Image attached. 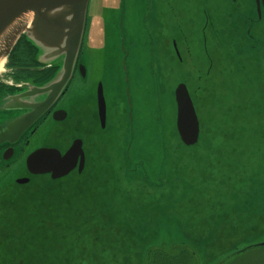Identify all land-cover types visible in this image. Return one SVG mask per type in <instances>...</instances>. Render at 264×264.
<instances>
[{
  "label": "rangeland",
  "instance_id": "374dc122",
  "mask_svg": "<svg viewBox=\"0 0 264 264\" xmlns=\"http://www.w3.org/2000/svg\"><path fill=\"white\" fill-rule=\"evenodd\" d=\"M105 1L94 0V4L104 11L109 6ZM129 2L134 11L147 7L145 0ZM242 10L251 13L246 0ZM92 15L96 17V10ZM132 16L134 20V14ZM227 18L225 30L234 33L237 15L233 5L228 7ZM94 28L96 24L88 15L85 42L88 38L91 43ZM189 46L194 48L196 55L202 53L199 39ZM179 49L183 51L181 43ZM227 54L226 49L222 51L218 65L213 67L202 86L207 93L219 95L223 105L232 107L226 89L237 73L234 75V64L227 60ZM204 64H208V61L205 60ZM194 65L196 61H190V69L195 76ZM98 66V55L93 54L89 58L88 70L96 71ZM254 71L247 66L243 72ZM76 90L74 87L69 92L64 103L75 99ZM133 101L134 133L143 130L144 117L150 120L151 134L159 137L161 129L156 121L157 115L160 114L164 121L167 118L169 122L165 140L159 139V142L151 143V148L142 149L141 137L136 135L138 147L134 149L135 143L132 144L131 152L140 154L148 168L150 176L147 179L131 182V179L123 177L125 182L118 183L110 176L112 172H99L102 165L93 167L97 159L93 151V165L89 164L82 173L73 171L57 180H52L49 175H36L29 184H11L12 187L5 182V199H20L17 207L26 211L24 202L48 203L53 199L47 196L46 190L58 192L63 197V205H58V209L52 213L56 215L53 222H41L42 219L37 217L25 218L17 212L16 223L10 232L20 231L21 240L17 246L29 250L24 251L23 257L26 260L35 256L40 260L47 258L48 261L43 260V264H264V245L257 246L264 240V191L256 190L248 194L246 185L243 187V182L237 180L238 175L233 173L244 162L251 167V164L254 165L251 161L263 160L264 141L261 151H249L245 143H253L256 140L254 135L259 134L264 125L250 128V124H245L236 129V133L226 123H216L211 127L210 136L214 137L211 138V146L208 151H202L195 149V146L202 148L207 144L200 142L194 146H184L178 141L174 120L170 113L167 117L164 104L159 112L155 103L148 109L140 107L135 99ZM223 109L228 111L220 105L217 116H221ZM128 110V107L122 108L123 129L128 126ZM227 115L229 124H232L231 115L228 112ZM40 134L36 145L49 144L44 132ZM240 135L246 141L232 138ZM129 136L127 131V138L123 141L128 142ZM51 143L61 150L65 148L60 142ZM111 145L117 153V144ZM107 150L104 147L103 151ZM143 151L155 153L146 159ZM198 151L216 153V175L213 174L215 167L210 163H195L193 155ZM159 152L165 153V161H161ZM227 167L231 170L230 179L226 177V172L222 173ZM247 170L245 168V172ZM223 177L229 182L225 183ZM221 180L231 186L230 190L220 186L223 184ZM237 181L242 185L235 183ZM59 183L63 186H58ZM132 201H138L136 208ZM26 260L24 262L28 264Z\"/></svg>",
  "mask_w": 264,
  "mask_h": 264
},
{
  "label": "water",
  "instance_id": "95a60500",
  "mask_svg": "<svg viewBox=\"0 0 264 264\" xmlns=\"http://www.w3.org/2000/svg\"><path fill=\"white\" fill-rule=\"evenodd\" d=\"M181 1L145 0L147 7L137 11L133 10L129 0H106L105 2L109 6L104 11L100 10L99 6L98 23L96 22L97 28H94V33L97 35L102 60L107 65V77L113 79V82L105 83V85L109 84V88H105V91H103L102 85L98 87V115L100 126L103 129L106 128L107 107L118 118L115 120L118 123V128L114 127L112 130V137H115L117 141L110 139L104 145L108 149L107 151L114 152L111 144L116 143L118 159L120 153H124L121 163L117 164L110 175L118 183L125 182L123 177H126L127 180L131 179V182H137L141 181V178L147 179L150 176L141 155L131 152L132 144L135 143L134 149L138 147L136 135H139L142 149L151 148L152 142H159V139L165 140L169 125L167 118L164 121L158 114L156 121L160 125L161 135L160 137L152 135L150 120L144 117L142 118L143 130L140 129L138 134L134 133L132 114L134 99L140 107L148 109L152 103H155L159 112L164 104L167 109V117L170 113L174 120L175 135L178 141L184 146H194L200 142L207 144L202 148L195 146V149L202 151L209 150L208 147L212 143L211 138H214L213 135L210 136L211 127L216 123H226L236 133H238L236 129L245 124H250V128L260 124L264 125V108H254L250 105V99H241L242 96L249 93L247 90H240L229 84L226 91L230 95L232 107L223 105L219 95L214 96L205 91L202 85L211 73L204 65L203 43H201L202 53L198 55L194 53V48L189 46L195 41L196 28L192 27L191 36L188 35L184 40L177 33L179 21L176 20V17H178L179 10L194 7L192 0L186 3L183 1L181 3ZM90 3L91 0H0V75L5 71L7 58L21 37L25 39L32 50L35 61L53 70L52 75L44 81L39 83L30 81L12 94H8V92L5 94L4 104L8 106V109L5 108V110L10 113V116L7 118L8 124L5 127L1 126V121L5 122V117L2 115L0 117V144L7 142L5 137L8 135L18 137L22 134L34 121L45 114L66 90L79 58ZM160 3L163 7L165 5V14L160 18L162 24L157 26L154 21L149 20L152 18V14L158 11ZM256 3L259 17H261L260 0H256ZM262 6L264 7V0H262ZM133 14L134 20H132ZM217 15L228 21L227 14H221L219 11ZM226 28V26H222L216 30L219 41L218 46L214 44L217 57L215 65H218L221 53L225 49L228 51L227 60L234 64V75L237 72H243L249 63L255 65L261 63V59L254 60L253 52L244 49L245 44L240 32L230 33L225 30ZM159 32L161 36L165 35L170 39L175 37L177 40L176 43L170 41L169 48L164 49L165 55L169 57L166 65H162L160 62L161 50L157 52V48H160L157 40ZM144 33L151 34L152 40L149 41L146 35L142 37ZM128 39L134 41L131 48H128L126 44ZM146 40L148 41L147 48L145 47ZM179 43L183 45V51L179 49ZM120 50L124 53L122 58L117 57ZM190 61H196V65L193 66L195 76L191 72ZM257 67H260V64ZM254 69L259 71L256 66ZM85 71L82 66L79 68L81 75H85ZM116 77L120 78L121 82L120 92L117 94L114 92ZM105 98H107L108 106ZM257 102L260 103V100ZM208 104L210 106L207 107ZM220 105L228 111L223 109L221 116H217V109ZM123 107L129 109L127 112L129 122L125 129L122 127ZM26 109H28L27 113L21 114ZM227 112L232 117V124H229ZM64 116V112H57L55 116L53 115L55 120H62ZM127 131L130 133L128 142L123 141L127 138ZM259 132V134L254 133L256 140L253 143H245L249 146V151L251 149L262 150L264 129ZM232 138L246 141L243 135ZM143 152L146 159L154 156L155 153V151ZM159 154L161 161H165V153L159 152ZM193 156L195 163L203 161L210 163L216 170L213 174H217L216 153L198 151V154ZM251 162L254 163V165L251 164V167L244 162L239 170L233 171L236 176L238 175L237 180L243 182V187L246 185L248 194L264 188V158ZM84 163L85 154L81 139H75L64 153L54 147H41L31 152L26 158V168L30 174L49 175L52 180L68 176L76 167L80 173ZM245 168L248 169L246 172ZM230 171V168L227 167L222 170V173L226 172V177L230 179ZM241 173L243 175H239ZM28 180L27 177H23L18 178L16 182L26 184ZM223 180L225 183L229 182L227 178L225 180V177ZM223 180H221L223 184L220 186L230 190L231 186L224 184ZM238 192L240 193L239 190ZM240 194L242 195V192ZM132 202L136 208L138 201Z\"/></svg>",
  "mask_w": 264,
  "mask_h": 264
},
{
  "label": "flooded vegetation",
  "instance_id": "af4514ba",
  "mask_svg": "<svg viewBox=\"0 0 264 264\" xmlns=\"http://www.w3.org/2000/svg\"><path fill=\"white\" fill-rule=\"evenodd\" d=\"M182 1L186 3L189 0ZM244 1L245 0H192L194 5L193 8H182L179 10L178 17H176V20L179 21L177 23V33L182 40H184L188 35L189 37L191 36V28H196V31L194 32L195 40L199 39L200 42L203 43L205 52L204 59L208 61V64L204 65L211 73L213 67L216 66L214 64L217 59L214 44L218 46L219 39L216 30L222 26H226V23L228 22L223 17L220 18L217 15V12L220 11L221 14H228V7L233 5L234 11L237 15L235 32H240L243 43L245 44L244 49L254 53V60L258 58L262 61L256 65L253 63L248 64L250 67L255 68L256 66V69L259 71L237 72L230 85L238 87L240 90H247L249 93L246 96H242L241 99H250V105L252 107L263 109L264 7L262 6V0H260L259 7L261 9V17H259L256 0H246L250 4L251 10V13L247 14L242 10ZM162 2H164V0H162ZM217 6H219V8H217ZM164 7L160 3L158 11L152 14V18H150L149 21H154L157 26L162 24L160 18L165 14ZM98 9L99 7L96 9L94 0H91L87 18L88 15H90V20L94 24H96V22L98 23ZM224 9L226 10V13H224ZM95 10L96 17L92 15V12ZM145 35L149 41L152 40L151 34L147 35L144 33L142 37ZM157 40L160 46V48H157V52L161 50L160 62L162 65H166L169 57L165 55L164 49L169 48L170 41L171 43H176L177 40L175 37L170 39L168 36H161V33L158 34ZM86 41L87 42H85L83 38L73 77L57 102L18 137L8 135L5 137V139L7 138V142L0 144V264H25L24 260H26V258L23 257V254L24 251L29 250L17 246V244L19 245V240H21L19 239L20 231L17 232V230H15L13 233L10 232L16 223L17 212L25 218H27V216L37 217L40 220L42 219L41 222H53L56 215L52 213L58 209V205H63L61 203V201H63L61 194L58 192H52L51 190H46L45 192L48 197L53 198L52 200H48V203H42L40 201H37L36 203L35 201L24 202L23 207H27V211L26 209L23 210L17 207L20 199L19 201L17 199H13L12 201L5 199V182H9L10 187H12L11 184L19 186L20 184L16 182L18 178L27 177L29 180L26 184H29L32 177L36 176L30 174L26 168V158L31 152L41 147L57 148L52 146L53 144L51 142H60L65 148L63 150L59 148L57 149L61 153H64L75 139H81L82 148L85 154V163L80 173L85 171L87 166L91 164V153H93V151H95L94 154L97 156V159L94 160L95 163L93 167L96 168L97 165H102V169L99 172L104 170H106V173L114 171L117 164H120L123 158L122 155H124V153H120L118 159L117 153L103 151L105 147L104 145L108 140L114 139L117 141L115 137H112V130L114 127L118 128V123L115 121L118 118H116L113 111L107 107L106 128L103 129L100 126L97 90L99 85H102L103 91H105V88L108 89L109 84L105 85V83H109V81L112 83L113 79L107 77V65L102 60L101 49L98 46L99 42L96 33L94 37L93 35L91 36V43H89L90 39L88 38ZM133 43L134 41L132 39L126 41L128 48H131ZM208 43L209 46H207ZM145 47H148V41ZM171 47L173 50V45ZM93 54L98 55L99 66L96 71H89L88 62ZM123 56L124 53L120 50L117 57L122 58ZM259 64L260 67H257ZM81 66L86 70L85 75H81L79 72ZM199 66H201V63H199ZM52 73L53 70L51 68H47L35 61L33 52L25 42L24 38H19L7 58L5 71L0 75V117L1 115L5 117V122L1 121L2 127L7 126V118L10 116V113L5 110V108L8 109V106L4 104L5 94L7 92L8 94H12L14 91L18 90L19 87L30 81L34 83L42 82ZM134 74L133 70V76ZM114 83V92L117 94L120 92V78L116 77ZM74 87L77 88L75 99L71 102L64 103V100L68 99L69 92ZM259 100L260 103L257 102ZM105 102L108 106L107 98H105ZM78 105L80 106L77 108ZM27 111L28 109L21 112V114L27 113ZM57 112H64L65 116L62 120L54 119L53 115L55 116ZM41 132H44L45 137H47V142H50L49 144L36 145L37 139L41 136ZM92 165L93 164H91V166ZM74 171L78 173L77 167ZM61 185L63 186L61 183L58 184V186ZM66 204L67 200L65 199V205ZM262 242V245H264V240ZM27 260L28 264H43V260H47V258L40 260L35 256L33 258L29 257Z\"/></svg>",
  "mask_w": 264,
  "mask_h": 264
},
{
  "label": "trees",
  "instance_id": "16d2710c",
  "mask_svg": "<svg viewBox=\"0 0 264 264\" xmlns=\"http://www.w3.org/2000/svg\"><path fill=\"white\" fill-rule=\"evenodd\" d=\"M25 40V39H24ZM52 74H50L48 77H50Z\"/></svg>",
  "mask_w": 264,
  "mask_h": 264
}]
</instances>
